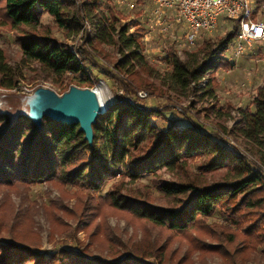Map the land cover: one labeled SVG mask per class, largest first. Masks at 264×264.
Instances as JSON below:
<instances>
[{"label":"trees","instance_id":"16d2710c","mask_svg":"<svg viewBox=\"0 0 264 264\" xmlns=\"http://www.w3.org/2000/svg\"><path fill=\"white\" fill-rule=\"evenodd\" d=\"M95 2L0 0V26L17 32L21 60L34 62L56 75L77 76L83 87L90 88L94 81L85 68V61L92 57L90 51L111 44L104 38L105 17L91 16ZM255 7L257 12L264 13V0H255ZM107 13L112 22L121 16L111 7ZM44 15L59 29L78 32L85 21L90 24L87 30H82L80 47L84 56L82 52V57L77 56L64 42L51 36L49 26H43L38 33L35 31ZM25 28L30 31H23ZM131 28L133 31L124 39L118 37L115 41L122 60L112 63L116 72L127 77L122 83L125 96H116L114 103L97 116L92 125L91 145L84 140L78 126L55 123L47 117L46 112L56 99L48 90L35 91L38 99L30 104L28 116L19 112L13 118L0 113V192H17L41 183L64 191L69 185L74 191L70 197L75 199L72 209L67 205L58 207L56 203L45 209L55 227L62 226L61 216L72 218L78 225L89 222L88 227L95 229L93 241L103 236L107 244L106 237L112 236L113 230L108 232L105 223L107 218L115 217L134 227H146L148 232L155 231L158 237L153 244L164 234L170 242L186 239L189 254L185 253L176 264H194L191 257L196 251L199 258L214 255L228 259L229 263L245 261L257 248L264 249V175L235 149L220 143L216 133L206 134L194 123L159 128L151 123V118L154 114L161 116L162 112L146 110L141 99L132 100L134 104L128 100L133 88L148 90L153 97L166 94L164 89L141 78L140 74L145 72L143 66L149 65L133 49L140 46L143 29L136 23ZM127 29L128 25H124L120 33L124 36ZM236 35L237 23H233L223 37L205 39L195 52L184 51V60L172 49L165 51L171 65L166 88L171 90L170 85H174L183 95L196 96V85L208 74L210 88L200 97L213 94L212 74L233 65L227 54ZM14 87V74L0 51V88ZM252 104L253 111L241 110V125H235L229 134L235 140L242 139L240 142L247 150L248 144L264 149V84L256 90ZM207 110L214 112L215 107ZM220 110L214 115H219ZM193 158H199L198 173L190 171ZM260 160L264 162V155ZM121 165L127 176L136 180L161 168L176 172V182L158 181L156 187L168 198L166 204L154 205L147 193L140 196L122 193L126 191L122 185L124 175L112 184L105 196L97 195L107 180L117 176ZM222 169L225 172L218 180L202 178ZM8 205L12 206L5 196L0 204V230H5L10 238L0 240V264H162L158 255L148 251L145 245L139 249L121 247L124 255L119 259L92 257L83 248H77L82 252L73 248L38 252L32 241L25 242L29 239V232L25 230L29 221L19 225L21 217L29 216L14 210L15 224H9L12 210ZM217 210L226 217V222L208 225L205 220ZM142 240H149L146 233ZM112 252L119 253V249ZM263 253L260 256L264 260ZM151 257L156 258L149 261Z\"/></svg>","mask_w":264,"mask_h":264},{"label":"rangeland","instance_id":"374dc122","mask_svg":"<svg viewBox=\"0 0 264 264\" xmlns=\"http://www.w3.org/2000/svg\"><path fill=\"white\" fill-rule=\"evenodd\" d=\"M75 1L78 4L86 0ZM94 5L91 16L105 17L107 24L104 30V38L111 44H103L98 46L96 51H90L94 58L92 59L91 57L85 61V68L91 73L94 81L93 86L90 88L83 87L84 84L80 82V78L77 76L68 74L56 75L34 62L21 60L19 47L16 43L17 32L0 26V51L5 56V61L11 68L15 80L13 89L4 90L0 88V113H6L10 117L15 118L22 109V100L34 94L36 90L45 89L59 97L67 92L70 87L92 90L100 88L106 98L110 100L108 105L110 107L114 103L116 96H125L122 83L127 81L125 74L118 73L112 68V63L122 60V55L118 52L115 41L118 37L124 39L133 31L131 27L136 23L138 27L143 29V34L140 36V46L133 50H135L137 55L142 56L149 65L148 67L143 66L145 72L141 73L140 76L148 83L164 89L166 94L162 93L160 97H153L148 90L133 88L126 82L131 89H134L128 100L131 102L138 98V92H145L146 97L141 99L143 107L148 111L162 112L161 116L155 114L152 116L151 123L153 125L165 128L170 124L180 127L194 123L206 134L216 133L217 136L215 137L220 143H224L228 148L235 149L239 155H242L249 163H253L264 175V162L260 160L261 155H264V149L262 147L259 148L255 144H253L254 146L248 144L247 148L249 150H247L240 142L242 139L235 140L229 134V131L235 125H241V110L249 109L253 111L252 100L255 92L264 84V53L258 52L257 48L253 47L252 51L249 50L251 52H246L236 58L233 55L234 48L232 45L228 50L229 55L227 54V56L229 57L230 65H233L228 70H218L212 74L215 80V86L212 88L213 94L200 97L210 88L208 86L209 75L206 74L196 85V96L189 95V93L183 95L181 90L176 89L177 87H174V85H170L171 90L166 88L169 83L168 75L171 71V65L165 51L172 49L180 60H184V51L195 52L205 39L223 37L226 31L233 27V24L220 19L215 31L207 35H201L192 45L183 46L179 40L173 41L171 33L164 29L170 20H166V23H163L161 19L153 16V5L149 0H96ZM110 7L121 15L116 18L115 22H112L108 16L107 9ZM93 19L97 21L96 18ZM45 25L49 26L51 36L64 42L73 53L82 57L83 50L80 47L83 42L82 30H87L90 27L87 21L84 22L81 31L77 32L76 30L55 27L52 19L44 15L40 19L37 28L34 29L38 33L42 31ZM124 25H128L129 29L123 36L120 33V29ZM23 31L28 32L30 29L25 28ZM212 107H215L214 112L218 108L221 109L219 115H214L213 111L207 110ZM1 130L2 127H0ZM193 159L189 163L190 171L198 173L196 165L199 158ZM224 172L225 170L222 169L214 173H207L202 178L211 181L212 179L218 180ZM116 173L117 176L107 180L97 195L105 196L112 184L118 182L121 175H124L122 185L126 191H122V193L128 196H140L141 193H147L152 198L151 202L154 205L164 206L168 198L157 191L158 181L173 183L177 180V173L170 172L166 168L157 169L154 174H146L137 180L127 176L125 167L122 165L117 168ZM181 179L185 180L184 177ZM145 188H147V191H142ZM63 189L64 191H59L55 187L41 183L28 188H21L17 192H0V204L5 196H8L12 205H8L9 210H12L9 214V224H15V221H13L14 210L29 216V218L21 217L22 221L19 222V225L25 220L29 221L25 227V230L29 232V239L25 240V242L32 241V246H34L33 248L36 251L49 253L59 248H73L76 250H78L77 248H83L92 257L119 259L124 255L121 247L124 246L126 249H131L137 246L139 249L145 245L148 251L158 255L162 264H176L179 259L186 255L185 253H187L188 249L186 239L178 238L170 242L169 237L166 238V234H164L159 238L157 244H153L158 237L155 231L148 232L150 230L146 227H134L121 219L117 220L115 217L107 218L105 223L108 227V232L110 229L113 230V235L110 237L107 235L106 237L109 242L107 244L104 243L103 236L93 241L92 238H96V236L92 235L95 229L88 227L90 225L89 222L78 225L72 218L67 219L61 216L62 226L59 228L55 227L52 223V216L46 213V207H49L51 203H56L55 205L58 207L67 205L68 209H72L75 204V199L70 198L74 192L73 189L69 185ZM98 221L99 219L96 220L97 223ZM205 222L208 225H219L226 222V217L217 210ZM144 233L148 235V241L142 240ZM9 238L10 236L5 230H0V240ZM116 248L119 249V253L114 254L112 251ZM261 251H264V249L261 247L257 248L255 253L246 257L245 261H238L237 263H229L228 259L214 255H205L199 258L198 251L194 252L191 258L194 264H264V260L260 256ZM155 258L151 257L148 259L151 261Z\"/></svg>","mask_w":264,"mask_h":264},{"label":"built area","instance_id":"2783aa9c","mask_svg":"<svg viewBox=\"0 0 264 264\" xmlns=\"http://www.w3.org/2000/svg\"><path fill=\"white\" fill-rule=\"evenodd\" d=\"M153 16L163 23L170 20L165 30L173 41L183 46L192 45L201 35L215 31L223 19L237 23V35L233 45L234 57L251 52L253 47L264 53V13L256 11L255 0H149ZM264 10V8H263ZM181 29V30H180ZM251 50V51H249ZM139 99L146 97L138 92Z\"/></svg>","mask_w":264,"mask_h":264},{"label":"water","instance_id":"95a60500","mask_svg":"<svg viewBox=\"0 0 264 264\" xmlns=\"http://www.w3.org/2000/svg\"><path fill=\"white\" fill-rule=\"evenodd\" d=\"M37 99L38 93L25 97L22 100L21 114L28 116L30 104ZM107 108V106L100 105L94 90L70 87L67 92L56 97L53 104L48 108L46 115L55 123L78 126L84 140L91 145L93 138L92 125L95 123L97 116L104 113Z\"/></svg>","mask_w":264,"mask_h":264},{"label":"bare ground","instance_id":"6f19581e","mask_svg":"<svg viewBox=\"0 0 264 264\" xmlns=\"http://www.w3.org/2000/svg\"><path fill=\"white\" fill-rule=\"evenodd\" d=\"M94 91L97 95V98H98L100 105L108 107L110 100L108 98H106V95L104 94V92H102V90L100 88H97Z\"/></svg>","mask_w":264,"mask_h":264}]
</instances>
